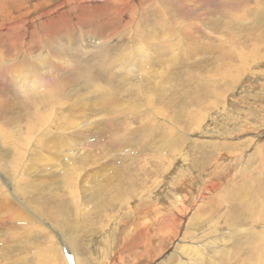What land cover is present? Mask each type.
<instances>
[{
  "label": "rangeland",
  "instance_id": "1",
  "mask_svg": "<svg viewBox=\"0 0 264 264\" xmlns=\"http://www.w3.org/2000/svg\"><path fill=\"white\" fill-rule=\"evenodd\" d=\"M105 1L0 6V264H115L135 214L181 198L173 241L119 264H264V0ZM37 54L53 90L24 101Z\"/></svg>",
  "mask_w": 264,
  "mask_h": 264
},
{
  "label": "bare ground",
  "instance_id": "2",
  "mask_svg": "<svg viewBox=\"0 0 264 264\" xmlns=\"http://www.w3.org/2000/svg\"><path fill=\"white\" fill-rule=\"evenodd\" d=\"M6 1L7 0H3L0 3V6L2 4H4ZM80 1L81 0H68V2H71L72 4H75V5L80 3ZM106 2L107 1H105V0H103V1L101 0V3L106 4ZM16 3L17 2L15 1V4ZM63 7L67 8V6H63ZM76 9H79V8L76 7ZM82 45L83 44H81V46ZM254 138H264V129L262 131H258L257 133H255ZM232 144L233 143H228V145H232ZM225 156H227L228 158L232 157V155L229 152H227L225 154ZM229 160L232 161L233 157L230 158ZM201 197L202 196H200V198ZM119 201L121 202V204H123L125 202L124 198H120ZM186 202L187 201L184 198H181L180 203H179V207H178V211L175 212L174 214H172L170 217H165V216L159 217V211L150 212L148 210L142 211V215L135 214L134 223H136V225H135V227L130 226L132 228H131V230H129V234H127L128 236H125L124 239L120 241L122 246L120 247L119 252H116L113 254L114 263L119 264L120 262L121 263L123 262L124 256L126 254V250L128 247H132L133 252H135L137 248L142 247V246L147 247L148 245H151L152 243H154L156 240H159V239L162 240L163 238L167 239V237H169V239L172 240V238L174 236H177L182 229V224L179 222L186 217L185 213L187 212V209H188ZM127 206L130 207L131 202H129L127 204ZM197 207H198L197 214H199L201 212V207L198 205H195V209ZM153 215H156L155 217H153L154 221L150 222V220H148V219ZM114 218H120V216L117 215V216L113 217V219ZM114 225L117 226V225H124V224L116 222V223H114ZM141 225H144V226L138 227ZM154 225L157 228L159 227V232H160L159 234L156 233V231L154 229ZM150 234H154L156 237H152V236H150ZM162 242H163V240H162ZM133 258H134V261H136V262L140 261L139 262L140 264L144 263L143 261H141V260H143V258L140 255H137V256L132 255L129 258V260H131ZM125 260H127V259H125Z\"/></svg>",
  "mask_w": 264,
  "mask_h": 264
},
{
  "label": "clouds",
  "instance_id": "3",
  "mask_svg": "<svg viewBox=\"0 0 264 264\" xmlns=\"http://www.w3.org/2000/svg\"><path fill=\"white\" fill-rule=\"evenodd\" d=\"M125 57L124 62L120 66V71L129 79L138 80L145 75V72L138 65V56L147 59L149 53L147 50H140L139 52L129 50L123 53ZM48 56L37 54L36 63L40 64V71H23L17 73L12 79V88L17 96L24 101L31 100L35 96L48 95L53 90V83L55 80L54 71L52 69H45ZM65 69H72L74 63L71 59H64L61 61ZM99 89L102 85H96Z\"/></svg>",
  "mask_w": 264,
  "mask_h": 264
}]
</instances>
